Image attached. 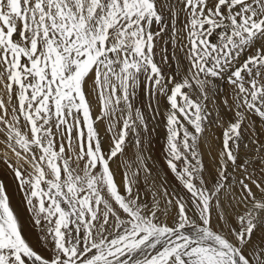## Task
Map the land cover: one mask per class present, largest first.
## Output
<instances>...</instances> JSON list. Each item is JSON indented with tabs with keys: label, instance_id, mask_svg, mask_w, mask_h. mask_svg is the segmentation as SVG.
Wrapping results in <instances>:
<instances>
[{
	"label": "snow or ice",
	"instance_id": "6c2138e0",
	"mask_svg": "<svg viewBox=\"0 0 264 264\" xmlns=\"http://www.w3.org/2000/svg\"><path fill=\"white\" fill-rule=\"evenodd\" d=\"M0 143V264H264V0H0Z\"/></svg>",
	"mask_w": 264,
	"mask_h": 264
},
{
	"label": "rangeland",
	"instance_id": "374dc122",
	"mask_svg": "<svg viewBox=\"0 0 264 264\" xmlns=\"http://www.w3.org/2000/svg\"><path fill=\"white\" fill-rule=\"evenodd\" d=\"M158 131H162V130H158ZM154 140H155V147H154V150H153V154H154V157L159 162V164L161 166V169L163 170L164 167H165L163 165L162 156H161L162 145H163V135L155 137ZM5 150H6L5 146L2 143H0V154H2ZM29 227H31V225H29Z\"/></svg>",
	"mask_w": 264,
	"mask_h": 264
},
{
	"label": "bare ground",
	"instance_id": "6f19581e",
	"mask_svg": "<svg viewBox=\"0 0 264 264\" xmlns=\"http://www.w3.org/2000/svg\"><path fill=\"white\" fill-rule=\"evenodd\" d=\"M13 206L19 210L22 208V205H20V196L18 193L13 192Z\"/></svg>",
	"mask_w": 264,
	"mask_h": 264
}]
</instances>
